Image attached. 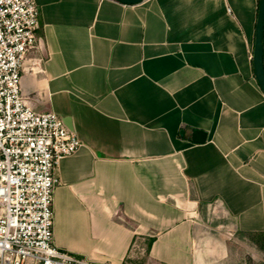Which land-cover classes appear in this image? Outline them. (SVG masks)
Here are the masks:
<instances>
[{"label":"crops","instance_id":"obj_1","mask_svg":"<svg viewBox=\"0 0 264 264\" xmlns=\"http://www.w3.org/2000/svg\"><path fill=\"white\" fill-rule=\"evenodd\" d=\"M258 1L33 0L22 93L82 142L57 167L56 246L101 264H264Z\"/></svg>","mask_w":264,"mask_h":264},{"label":"built area","instance_id":"obj_2","mask_svg":"<svg viewBox=\"0 0 264 264\" xmlns=\"http://www.w3.org/2000/svg\"><path fill=\"white\" fill-rule=\"evenodd\" d=\"M38 24L33 0H0V264H101L54 241L57 167L82 142L63 118L35 112L22 93Z\"/></svg>","mask_w":264,"mask_h":264},{"label":"water","instance_id":"obj_3","mask_svg":"<svg viewBox=\"0 0 264 264\" xmlns=\"http://www.w3.org/2000/svg\"><path fill=\"white\" fill-rule=\"evenodd\" d=\"M116 1L124 5H136L143 2L144 0H116ZM252 60H253L255 78L261 90L264 93V0H259ZM65 123L67 124V122ZM193 135H194L193 139H195V136H198L200 138L202 137L201 138L202 141H205L207 139V134L199 130H193Z\"/></svg>","mask_w":264,"mask_h":264},{"label":"trees","instance_id":"obj_4","mask_svg":"<svg viewBox=\"0 0 264 264\" xmlns=\"http://www.w3.org/2000/svg\"><path fill=\"white\" fill-rule=\"evenodd\" d=\"M258 7H259V1H258Z\"/></svg>","mask_w":264,"mask_h":264}]
</instances>
